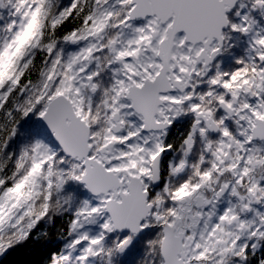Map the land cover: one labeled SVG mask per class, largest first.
<instances>
[{"label": "snow or ice", "instance_id": "1", "mask_svg": "<svg viewBox=\"0 0 264 264\" xmlns=\"http://www.w3.org/2000/svg\"><path fill=\"white\" fill-rule=\"evenodd\" d=\"M18 249L264 264V0H0V257Z\"/></svg>", "mask_w": 264, "mask_h": 264}, {"label": "trees", "instance_id": "2", "mask_svg": "<svg viewBox=\"0 0 264 264\" xmlns=\"http://www.w3.org/2000/svg\"><path fill=\"white\" fill-rule=\"evenodd\" d=\"M28 246L26 245L25 248ZM0 264H35V259L26 257L21 250H9V252L0 258Z\"/></svg>", "mask_w": 264, "mask_h": 264}]
</instances>
